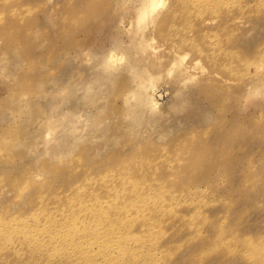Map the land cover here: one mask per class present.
<instances>
[{"label":"rangeland","instance_id":"rangeland-1","mask_svg":"<svg viewBox=\"0 0 264 264\" xmlns=\"http://www.w3.org/2000/svg\"><path fill=\"white\" fill-rule=\"evenodd\" d=\"M152 7L0 0L2 264H264V0Z\"/></svg>","mask_w":264,"mask_h":264},{"label":"bare ground","instance_id":"bare-ground-1","mask_svg":"<svg viewBox=\"0 0 264 264\" xmlns=\"http://www.w3.org/2000/svg\"><path fill=\"white\" fill-rule=\"evenodd\" d=\"M151 2H153V7L152 8H155L159 3L160 4H163V0H151ZM111 55V53L109 54V56ZM112 56V55H111ZM262 56V62H261V64L258 66V68L256 69V72L251 76V80H252V84L254 85V86H260V85H264V52H262V54L260 55V57ZM113 57V56H112ZM105 59V58H104ZM110 59V58H109ZM112 59H110V63L113 61H111ZM105 61H108L109 62V60L107 59V60H105ZM134 67V66H133ZM132 67V68H133ZM141 69V68H140ZM185 70V69H184ZM187 70H189V68H188V66H187V69H186V71ZM132 73V72H131ZM132 75V74H131ZM133 75H135V78H134V76H133V78L132 79H138V81H136L137 83L139 82V85H140V87L141 88H144L143 89V92L142 91H140V92H142V94H144V93H147V92H144V90L146 89V90H148L150 87H152V89L154 90V77H153V75H150V74H148V72L147 71H144V70H137V69H135L134 71H133ZM136 79V80H137ZM133 81V80H132ZM135 81V80H134ZM136 86H137V84H136ZM135 86V87H136ZM139 87V86H138ZM148 88V89H147ZM139 89V88H138ZM151 89V88H150ZM145 90V91H146ZM131 93H134L135 92V90L132 92V91H130ZM138 92V91H137ZM136 92V93H137ZM140 92L139 93H137L136 95H135V97L136 98H138V101H137V99L135 100L134 99V97H133V95L132 96H130V98L132 97V99H134L139 105H144V104H147L146 106H149L151 109H155V107H156V103L154 102V100L150 97V96H142V94H140ZM130 93L128 92L127 93V96H126V94L124 95V96H126V97H128V95H129ZM145 95V94H144ZM138 96V97H137ZM125 99V98H124ZM133 100V101H134ZM126 101V100H125ZM128 101V100H127ZM135 102V103H136ZM22 187V186H21ZM37 219V218H36ZM38 220V219H37ZM1 222H2V220H1ZM36 222H38V221H36ZM63 223H65V222H63ZM45 224H47V223H45ZM48 225V224H47ZM28 226V225H27ZM31 226H33V224L31 225L30 224V227ZM62 227H64V225H62ZM4 228V224H3V222L0 224V232L2 231V229ZM32 228V227H31ZM46 230H48L47 228H46ZM49 231V230H48ZM17 232V231H16ZM24 232V231H23ZM49 232H51V231H49ZM73 232V231H72ZM78 232H81V231H78ZM6 233V232H5ZM4 233V234H5ZM13 233V232H12ZM22 233V232H21ZM20 233V234H21ZM48 233V232H47ZM47 233H46V235H45V237H46V241H47V236H49V235H47ZM49 234V233H48ZM74 234H76V232L75 233H72L71 235H74ZM3 235V234H2ZM27 235H28V232H27ZM51 235V234H50ZM21 236H23V238H24V236L25 235H21ZM99 236V235H98ZM51 237H52V235H51ZM79 238H81V237H83V235H79L78 236ZM92 237V236H91ZM93 237H95V235H93ZM8 238H9V236H8ZM11 238V237H10ZM9 238V239H10ZM29 238V237H28ZM27 237H26V239H28ZM102 238V237H101ZM21 239V238H20ZM19 239V240H20ZM26 239H25V241H26ZM43 239V238H42ZM5 240H6V238H5ZM30 240V239H29ZM7 241V240H6ZM9 241V240H8ZM45 241V242H46ZM79 241H81V240H79ZM27 242H28V240H27ZM26 242V243H27ZM42 242V241H41ZM82 242V241H81ZM24 243V242H23ZM30 243V242H29ZM7 244V243H6ZM5 244V245H6ZM78 244V243H77ZM23 246L25 245V244H22ZM83 245H85V243L83 244ZM82 245V246H83ZM26 246H28V243H27V245ZM25 246V247H26ZM57 246V245H56ZM59 246V245H58ZM57 246V247H58ZM77 246H79V244L77 245ZM81 246V245H80ZM1 247V246H0ZM5 247V246H4ZM30 247V246H29ZM33 247V250H34V246H32ZM60 247V246H59ZM58 247V248H59ZM76 248V245H75V243H71V244H69L68 246H67V249L68 250H72V251H74V253L75 252H77V251H75V250H78V249H75ZM23 249V248H22ZM21 249V250H22ZM26 249V248H25ZM29 249V248H28ZM47 249V248H46ZM81 249V248H80ZM3 250V248L1 247L0 248V264H2V262H3V260L5 259V255H4V252L2 251ZM25 251V250H24ZM35 251V250H34ZM15 252H17V251H14V252H12V253H14V255H15ZM28 252V251H27ZM27 252H24V254L25 255H27ZM70 252V251H69ZM11 253V252H10ZM9 253V254H10ZM20 253H22V252H20ZM31 253V252H30ZM32 253H33V251H32ZM71 253V252H70ZM57 254V253H56ZM55 254V255H56ZM77 254V253H76ZM22 255H23V253H22ZM30 255V254H29ZM28 255V256H29ZM32 255V254H31ZM34 255V254H33ZM59 255V254H58ZM11 255H9V257H10ZM66 256V255H65ZM64 256V257H65ZM68 256V255H67ZM66 256V257H67ZM7 257V256H6ZM8 257V258H9ZM17 257V256H16ZM20 257H22L21 256V254H20ZM34 257V256H33ZM35 257H36V255H35ZM68 257H70L71 258V256L69 255ZM73 257H74V255H73ZM31 258V257H30ZM55 258H58V257H55ZM79 258V257H78ZM24 259V258H23ZM26 259H27V257H26ZM29 259V258H28ZM34 258H32V260H33ZM36 259V258H35ZM73 259V258H72ZM16 260H17V258H16ZM75 260V259H74ZM7 261V260H6ZM6 261H5V264H6ZM14 261V260H13ZM12 261V262H13ZM23 261H25V260H23ZM28 261V260H27ZM34 261H36V260H33V263H34ZM55 261V260H54ZM59 261V260H58ZM61 261H63V260H61ZM30 262V261H29ZM73 262V261H72ZM19 263L20 264H22V262L21 261H19ZM19 263H17V264H19ZM26 263V262H25ZM33 263H30V264H33ZM56 262H54L53 264H55ZM58 263V262H57ZM70 263V262H69ZM4 264V263H3ZM11 264V263H10ZM14 264V263H13ZM16 264V263H15Z\"/></svg>","mask_w":264,"mask_h":264}]
</instances>
